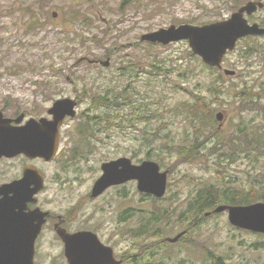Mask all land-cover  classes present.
Here are the masks:
<instances>
[{"label": "rangeland", "instance_id": "obj_1", "mask_svg": "<svg viewBox=\"0 0 264 264\" xmlns=\"http://www.w3.org/2000/svg\"><path fill=\"white\" fill-rule=\"evenodd\" d=\"M248 1L0 0V108L11 118L26 113L24 123L49 119L57 99L77 101L76 115L59 131L55 157H2L0 182L35 166L43 177L42 209L60 214L73 230L96 233L120 264H132L134 254L140 264H211L208 253L227 264H264V234L233 226L227 212L211 214L195 230L176 220L189 199L211 185L250 194L248 204L264 202L254 201L264 193V143L251 142L257 130L264 135V34L240 39L224 55L222 67L234 70L232 76L203 63L187 40H140L170 25L224 20ZM246 18L264 27V6ZM250 47L256 52L245 55ZM107 58L109 65L101 64ZM216 81L224 84L222 99L212 92ZM102 94L109 105L94 106L91 100ZM187 100L203 114L223 113L220 146H211L207 121L184 112ZM119 157L158 163L167 171L165 195L155 200L129 181L92 197L102 163ZM156 207L171 213L172 226L157 235L133 234L140 211ZM183 231L176 243L161 242ZM33 260L67 263L51 225L36 238Z\"/></svg>", "mask_w": 264, "mask_h": 264}, {"label": "water", "instance_id": "obj_2", "mask_svg": "<svg viewBox=\"0 0 264 264\" xmlns=\"http://www.w3.org/2000/svg\"><path fill=\"white\" fill-rule=\"evenodd\" d=\"M264 6V0H251L228 18L205 25H170L144 33L140 40L167 45L187 40L191 51L209 67L221 69L226 75L235 71L222 67L223 57L234 50L237 42L250 35L264 34V27L250 23L247 16ZM56 16V13H53ZM107 58L101 64L108 66ZM77 101L64 97L48 109L51 119L30 118L22 123L24 114L16 118L4 117L0 110V158L24 155L29 159L50 161L58 149L59 129L66 116L76 115ZM223 113L215 115L221 127ZM102 174L94 182L91 196L102 194L107 188L135 181L141 193L162 198L166 192L167 171L158 163L143 160L134 164L127 157L103 162ZM43 188V177L33 165L23 169L22 177L0 184V264H34V243L45 222V212L39 208L26 210L28 202H36L34 195ZM227 212L230 224L237 228L264 234V202L248 205H219L213 212ZM63 242L66 264H120L110 246L104 245L97 234L89 230L68 233L58 230ZM184 234L178 233L167 241L175 243Z\"/></svg>", "mask_w": 264, "mask_h": 264}, {"label": "trees", "instance_id": "obj_3", "mask_svg": "<svg viewBox=\"0 0 264 264\" xmlns=\"http://www.w3.org/2000/svg\"><path fill=\"white\" fill-rule=\"evenodd\" d=\"M261 23H262L261 25L264 26V20H262ZM257 38L258 36H248L245 39V41L246 40L256 41ZM250 52H256V49H254L253 47H250L249 50L246 51L245 55H247ZM217 81L213 83V89H212V92L216 95L215 97H217L218 94H222L224 90L223 89L224 84L223 83L218 84ZM194 94L200 95L199 93H194ZM194 94H193V97H194L193 99H197V101H199L198 96H195ZM99 96L100 97L94 100H91L94 106L109 105V99L106 94H102ZM220 99L222 98L220 97ZM181 106L184 112L191 115L193 119L196 118L198 122H201L204 120L207 121L205 124L204 123L203 124H204V128L211 127L209 129V134L207 137L209 138V140L210 139L212 140L211 146L213 147L220 146L221 139H223V137L221 135V131H218V129L220 128L218 127L214 128L215 123H216V118L214 115L215 108L212 109L211 113L205 111L203 114L196 107L190 104L188 100L187 102H183ZM261 133H262L261 131L257 130L254 133V138L251 139V142H254L256 145H258V147L264 143V135ZM195 143L198 145L200 142L198 139L197 140L195 139ZM192 148L193 146L190 147V149ZM147 157H149V155H147ZM249 195L250 194L246 192L240 193L237 188L225 187L222 189H216L212 187V185L209 187H205L200 191L198 190L189 199L186 207L178 214L176 220L177 222H179L178 224H181V223L186 224V229L195 230L197 229V227L201 225L200 224L201 220L205 221L208 216L215 213L213 212V210L219 204L246 205L250 203V200H251L249 199ZM154 199L157 200L158 198L155 197ZM261 199H264V193H261L259 198L257 199L254 198V201H259ZM127 212H128L127 214L128 219H130L133 216V214L131 210H128ZM139 215H140L139 218H140L141 224L138 228L134 230L133 234H136V233L145 234L148 231H153L157 235L158 233H161L162 230H164L165 228H169V226H172L170 222L171 213L168 212L167 209L162 210L156 207L152 212H149V213L148 211H140ZM152 236H155V235L151 234L150 237ZM181 238H179L178 240H180ZM190 240H193V238H190ZM161 242H165L166 245H169L168 243H170L165 240ZM136 256L137 254H134L132 256V261H131L132 264H140L137 262ZM208 260L211 262V264H227L222 256H217L213 253H208ZM143 264H147V263H143Z\"/></svg>", "mask_w": 264, "mask_h": 264}, {"label": "flooded vegetation", "instance_id": "obj_4", "mask_svg": "<svg viewBox=\"0 0 264 264\" xmlns=\"http://www.w3.org/2000/svg\"><path fill=\"white\" fill-rule=\"evenodd\" d=\"M0 110H2L3 111V113H4V117H8V118H11V117H9V116H7L6 114H5V111L2 109V108H0ZM24 115H26V113H23ZM51 116V115H50ZM50 116H49V119H51L52 118V116H51V118H50ZM68 116H66L65 118H64V120H63V123L64 122H66L68 119ZM25 121V120H24ZM63 123H62V125H63ZM61 125V126H62ZM60 129H61V127H60ZM60 129H59V131H60ZM59 143H60V141H59V134H58V145H59ZM18 156H20V155H18ZM22 156H24V155H22ZM25 157V156H24ZM27 158V157H26ZM2 158H0V160H1ZM37 159V158H36ZM39 160H43V159H41V158H39ZM44 161V160H43ZM30 165H32V164H30ZM22 174H23V171H22ZM22 176V175H21ZM3 183H7V182H0V184H3ZM43 189V188H42ZM42 191V190H41ZM41 191H39L37 194H36V196H35V201L36 202H28L27 203V211L28 210H33V209H35V208H40V210L41 211H43V212H45L46 214H45V222L42 224V227H41V231H42V229L43 228H45V226L46 225H51V227H52V229H53V232L55 233V237L57 238V239H59L61 242H62V240H61V238H60V236H59V234H58V230H62V229H64L66 232H68V233H74V232H77V231H80V229H78V230H73V227L72 228H70L69 226H68V224L66 223V220H65V218H63L60 214H54L53 212L54 211H50V210H46V209H42V206L40 205V200H39V198L37 197V195L41 192ZM40 231V232H41ZM40 234V233H39ZM38 237V236H37ZM62 244H63V242H62Z\"/></svg>", "mask_w": 264, "mask_h": 264}]
</instances>
